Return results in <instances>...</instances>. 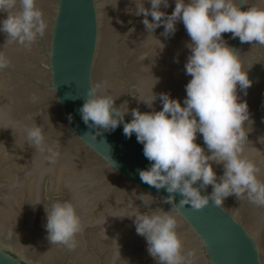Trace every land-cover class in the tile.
<instances>
[{
    "label": "water",
    "instance_id": "obj_1",
    "mask_svg": "<svg viewBox=\"0 0 264 264\" xmlns=\"http://www.w3.org/2000/svg\"><path fill=\"white\" fill-rule=\"evenodd\" d=\"M235 2L241 11L264 7V0ZM136 4L139 0H36L50 26L44 38L25 48L0 33V52L10 62L0 69V264H157L135 231V215L170 212L164 200L171 195L178 204L183 197L140 180L139 171L150 162L135 135L124 136L123 126L133 110H162V93L184 106L191 40L179 20L168 36L162 25L148 32ZM168 5L159 10L170 15L174 0ZM221 38L252 82L246 95L237 86L236 95L237 102L246 101L252 121L244 156L264 182V47L241 43L231 33ZM97 84L98 94L113 97L114 108L126 109L114 130L90 128L81 119L86 93ZM151 96L149 106L143 100ZM36 125L45 145L59 153L54 163L26 140V129ZM194 143L211 155L200 134ZM211 163L219 182L223 165ZM200 191L207 196L212 187ZM55 201L72 203L81 221L71 251L47 240L45 206ZM179 211L177 235L182 251L194 253L193 264H264V208L229 196L219 208L210 201L198 211L189 205Z\"/></svg>",
    "mask_w": 264,
    "mask_h": 264
},
{
    "label": "clouds",
    "instance_id": "obj_2",
    "mask_svg": "<svg viewBox=\"0 0 264 264\" xmlns=\"http://www.w3.org/2000/svg\"><path fill=\"white\" fill-rule=\"evenodd\" d=\"M146 2L150 8L145 9L139 0L135 14L145 17L142 24L148 32L162 25L163 34L168 36L175 32L176 22H182L191 40L188 45L191 55L184 66L191 79L186 84L183 107L162 93L159 97L162 110L153 113L133 110L132 120L123 126L124 136L134 134L143 146V156L150 162L147 170L139 171L140 180L156 190L163 188L169 194L179 193L183 197L178 204H173L171 195L164 200L172 205L170 212L158 210L149 215H135V231L146 239L147 252L157 264H193L194 253L182 251L176 231L179 210L185 205L198 211L211 201L219 208L225 198L243 196L249 203L264 208V182L257 178L260 169L244 156L252 121L246 101L237 102L236 95L237 86L246 95L252 82L242 70L238 56L221 38L222 33H231V38L238 37L241 43L255 42L264 47V7L251 6L241 11L235 0H187V3L174 0L173 11L166 15L159 9L161 5L167 8L168 0ZM241 3L247 4V0ZM0 13L6 14V18L0 19V33H5L9 42L25 48L44 38L50 30L36 0H0ZM9 63L0 52V69L7 68ZM100 88L97 84L87 91L89 98L79 109L81 119L90 128L114 130L123 123L126 109L114 108L113 97L98 94ZM154 99L151 96L143 101L150 106ZM68 119L71 121V116ZM197 134L202 136L211 155H205L194 143ZM26 140L42 154L47 153L48 163L55 162L59 153L45 145L40 126L26 129ZM211 162L223 165L219 182ZM198 181L199 189L193 187ZM208 185L212 187L211 194L202 196L200 189ZM45 214L49 243L62 245L69 251L75 249L81 221L72 203L55 201L45 206Z\"/></svg>",
    "mask_w": 264,
    "mask_h": 264
}]
</instances>
